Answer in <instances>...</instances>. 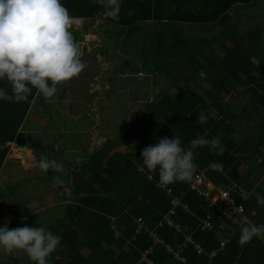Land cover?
<instances>
[{
    "label": "trees",
    "instance_id": "1",
    "mask_svg": "<svg viewBox=\"0 0 264 264\" xmlns=\"http://www.w3.org/2000/svg\"><path fill=\"white\" fill-rule=\"evenodd\" d=\"M251 1L119 0L117 16L103 20L109 27L102 30V40L110 27L115 37L111 42L139 37L135 56L141 67H129V72L158 74L167 78L166 87L144 103L130 127L119 134L118 144L137 142L132 151L105 160L114 148L107 140L75 168L65 187L67 201L72 202L51 231L60 244L48 258L50 264H147L146 259L150 264H264V240L254 237L240 245V229L248 223L233 221L244 215L250 223L264 224V206H258L257 196L251 194L264 196V176L256 187L250 182L257 179L253 175L257 157L264 170V43L252 23L246 33H239L227 13L233 5ZM60 2L71 17L91 18L82 24L85 31L104 13L105 0ZM183 25L219 29L201 43L183 31ZM215 36L216 43L210 46L207 41ZM218 50L223 51L221 57ZM0 87L11 94L6 81H0ZM35 93L33 89L20 103L0 100V167L6 144L18 141L17 130ZM237 103L246 106L240 105L237 112ZM213 110L215 118L197 124L201 111L208 115ZM197 135L218 138L223 150L193 149V177L202 174L213 186L228 190L242 206L241 214L220 215L190 189V181L162 185L157 172L144 168L140 156L144 147L176 136L182 147H188ZM241 164L246 167L243 174L238 172ZM138 219L142 227L136 231ZM12 260L18 264L17 258Z\"/></svg>",
    "mask_w": 264,
    "mask_h": 264
},
{
    "label": "rangeland",
    "instance_id": "2",
    "mask_svg": "<svg viewBox=\"0 0 264 264\" xmlns=\"http://www.w3.org/2000/svg\"><path fill=\"white\" fill-rule=\"evenodd\" d=\"M240 11L241 14L239 18L235 19L238 32L242 34L246 33V30L252 23L251 26L253 28L259 29L261 33V44H263L264 0H252L249 4L234 6L230 13L232 17H234L233 14L240 13ZM241 15H244L246 18H252L253 20L248 22L246 18ZM99 22L101 23H99L101 30L109 27L103 21L99 20ZM185 27L187 28V26ZM218 29V26L215 25V27H205L203 31L188 28L186 32L195 41H201L202 43L206 38H212L211 33H216ZM112 30L113 28L110 27L108 29L110 33H105L107 38L101 41L105 42L107 56L110 61L116 67L123 69L118 71L115 87L112 93L106 98L108 100L107 104H101L102 106H100V104L97 103L95 108L92 109L95 100L92 99L97 95L98 89L97 87L91 88V93L88 90L90 86L97 85L99 82L97 77H100L101 73L96 74V71L98 69L97 66L104 65L102 64L101 55L104 51L102 49L105 48V46H103V44L100 46L96 44V46H94L93 43H86L83 48H79L81 62L85 65L84 69L76 77L58 84L56 93L52 97L46 98L48 103L63 101L55 106L43 105L42 97L38 95L35 105L31 106L28 111L29 114L27 113L28 115L25 116L22 122L18 139H21L24 143L33 141L37 145L36 147H31L34 157L33 168L31 167L26 172L20 171L18 167L17 169L11 168L13 166V160L10 159H15V157L20 159V156L17 155V150L13 151L10 149L11 146L8 147L5 161H10H7L0 171V188L2 189L0 204H5L6 206L7 203V209L11 213L6 210L4 211L7 214L21 216L35 209V206L39 205V207L43 208L46 204L51 202L54 203L53 208H47L43 212L40 211L37 215H29L26 221L18 222L19 227L25 225L28 227H33V225H36V227L44 225L47 229H54L57 227L55 223L57 219L65 217L67 205L64 202H72L67 201L69 191L65 188L67 185H70L69 183L73 177L70 168L72 169L77 165L75 162L76 158L82 159L85 155L82 148H87L89 142L85 130L92 125L94 119L96 120L95 114L99 116V120L101 121L99 127L104 128L105 126L106 130L102 134L107 137L109 144L111 143V145L113 144L114 147H116L118 146L119 134L125 131L127 127H130L134 117L138 114L139 108L144 106V103L150 101L157 93L166 87L164 82H167V78H162L158 74H147L144 72L131 74L127 68L124 69V63L126 62L129 64V67H141L139 58L135 56L137 54L136 42L139 37L130 42L113 40L114 44H111L109 40L115 38ZM70 31L72 32L76 44L77 41H82L79 39L82 38V33L85 29L74 30L72 27ZM97 34L102 38V33L100 31H98ZM85 39H87L88 42L91 41L87 35H85ZM216 39L217 36L210 42H207L210 46H213L216 43ZM99 43L101 44V42ZM225 43L227 44V42ZM206 45L208 46V44ZM87 48L90 49L89 52ZM117 51H120L121 54ZM221 55H223V51L218 50L217 56L221 57ZM178 62L181 63V60ZM146 63L148 64L147 61ZM148 66L149 64L147 67ZM105 73L109 74V70ZM153 81L155 84L152 83ZM89 83H91L90 86ZM107 87L108 85L105 86V88ZM189 87L190 89L194 88L193 85ZM173 90L176 91L175 89ZM195 91L198 90L195 89ZM243 103V106L238 103L234 106L237 112L240 111L241 106L242 108L246 106V104ZM59 111L64 112V114ZM67 114L70 116L68 117ZM64 117L66 119H64ZM250 124H252L251 120L249 126ZM81 130L84 132L76 133V131ZM51 131H56V133H51ZM44 144H47L44 147L45 150L41 148ZM47 147L52 148V150H47ZM57 149L61 150L62 153L58 155L57 152H55ZM93 151L94 150L90 152L86 151L87 159ZM21 158L24 159V156ZM41 158H46L50 161L55 160L56 164L61 166L60 169L57 171L55 168H49L46 172L40 170L37 162ZM261 160V157H257V164L253 172V175L257 177V179L250 180L254 186L258 185V179L262 177V174L264 175V170L260 164ZM31 164L32 163H30V165ZM21 166L23 167L24 165ZM26 167H28V165L24 168ZM245 171V165L241 164L238 168V172L243 174ZM78 173L79 171L75 173V175ZM21 182H23V186L18 187L17 185ZM254 193V191L251 192L253 195ZM5 216V213H3L1 217L4 219ZM12 257L18 259V264L33 263L29 260L26 253L21 250H14L8 253L0 249V263L7 261L12 264Z\"/></svg>",
    "mask_w": 264,
    "mask_h": 264
},
{
    "label": "clouds",
    "instance_id": "3",
    "mask_svg": "<svg viewBox=\"0 0 264 264\" xmlns=\"http://www.w3.org/2000/svg\"><path fill=\"white\" fill-rule=\"evenodd\" d=\"M118 11L119 0H105V15L116 17ZM73 19L60 0H0V81H6L11 87V94L0 87V100L24 102L33 89L36 94L50 98L58 84L81 73L85 65L70 31L73 26L77 28ZM88 32L91 33H85L80 39L82 42H88L85 35L94 36L92 31ZM210 117L215 118L214 110L208 115L201 111L196 122L203 125ZM205 146L210 151L223 150L216 137L208 139L197 135L188 147L181 146L178 136L162 137L157 143L144 147L140 156L144 168L157 172L158 183L170 185L191 181L196 170L193 149ZM37 163L45 172L49 168L58 171L61 167L55 160L46 158ZM256 203L264 206V196L257 194ZM254 237L264 240V224L242 226L238 242L245 245ZM59 244L60 237L44 225L0 226V249L8 253L21 250L33 264H50L48 258Z\"/></svg>",
    "mask_w": 264,
    "mask_h": 264
},
{
    "label": "crops",
    "instance_id": "4",
    "mask_svg": "<svg viewBox=\"0 0 264 264\" xmlns=\"http://www.w3.org/2000/svg\"><path fill=\"white\" fill-rule=\"evenodd\" d=\"M239 5H241V4H235V5H233L232 7H230L229 9H228V11H227V13H229V15H231V17H232V14L230 13V11L233 9V7L234 6H239ZM234 12V11H233ZM241 14V11H240V13H234L233 15H234V17H232L231 18V21L236 25V23H235V19L236 18H239V15ZM241 16H243L244 18H246L244 15H241ZM106 17H109V16H107V15H105V12L102 14V16H100L99 18H96V19H94L93 20V25L92 26H90V27H88V28H86V32L85 33H91V32H88V30H93V29H95L97 26H98V24L100 23L99 22V20L100 21H103ZM91 19V18H90ZM90 19H83L82 20V18H74L73 19V23L77 26V28H81L82 26V24H84V20H86V22L87 21H89ZM246 19H248V18H246ZM75 20H78L80 23H77ZM182 27V26H181ZM184 30L183 31H187V29L188 28H193V29H198V30H201L202 28L201 27H199L198 25H192V26H189V25H187V28L183 25V27H182ZM73 29L75 30V28H74V26H73ZM187 33V32H186ZM188 34V33H187ZM93 35L94 36H96V37H100V35H98V34H94L93 33ZM87 42V41H86ZM84 44H86V43H84ZM87 44H91V43H89V42H87ZM94 44V46H96V43H93ZM77 45H80V47H82L83 48V44H82V42L80 43V41H77ZM88 49V52L90 51V49L89 48H87ZM91 85V83H89V86ZM58 87V86H57ZM98 89V88H97ZM38 95L39 94H36L35 93V95H34V97L30 100V102H29V106H28V110H27V112H26V114H25V116L26 115H28L29 113H28V111H29V109L31 108V106H33V105H35V103H36V101H37V99H38ZM41 99H42V104L43 105H47V101H46V98H44L42 95H41ZM63 100H61V102H62ZM53 102H50L49 104H52ZM28 113V114H27ZM25 116H24V118H25ZM79 117V116H78ZM24 120V119H23ZM23 122V121H22ZM101 122V121H100ZM21 125H22V123H21ZM21 125H20V127H21ZM20 127H19V129L17 130V133H16V135H19V133H20ZM99 127V125L98 124H95V123H93L92 122V125L91 126H89L86 130H88V129H90V130H92V129H96L95 130V133H93V132H91V134H89L88 135V139H89V142H88V146H87V148H82V150H83V152L85 153V155H84V157L82 158L83 160H84V158L86 157V151L88 152H90V151H92V150H95L96 148H100L104 143H106V141L108 140L107 139V137L106 136H104L102 133L106 130L105 129V126H104V128H98ZM128 128V127H127ZM126 128V129H127ZM85 130V131H86ZM56 133V131H51V133ZM80 132H84V131H76V133L78 134V133H80ZM96 135H98L97 136V138H96ZM15 143H17V141L16 140H14L13 142H9V143H7L6 145H7V147H9V146H11V150H17V151H19L20 149H17V147H15ZM21 152H26V153H23L25 156H24V159L23 158H21L20 157V159L18 158V157H15V159H10V160H13L12 162H13V166L11 167V168H13V169H17V167L19 168V170L20 171H24V172H26L28 169H30L31 167L33 168V166H34V163H33V159H34V157H33V151H30L29 149H25V150H20ZM62 153V152H61ZM28 155V156H27ZM5 158H6V156H5ZM5 158H4V160H3V163H2V165H1V167H0V171L2 170L1 168H2V166H5V164L7 163V161H10V160H7V161H5ZM18 159V160H17ZM82 159H78V158H76L75 159V162L77 163V165L76 166H74L72 169L70 168V170H71V172H72V174L74 173V171H77L75 168L77 167H79L80 165H81V162H82ZM5 161V162H4ZM30 163H32L31 165H30ZM21 165H24L23 167L21 166ZM26 165H28V167H26V168H24ZM30 165V166H29ZM263 174H262V177L261 178H259L258 180H261L262 178H263ZM13 178V177H12ZM18 187H22L23 186V182H21L19 185H17ZM257 185H255V187H256ZM67 189V188H66ZM64 190V189H63ZM68 191H69V189H68ZM255 193H254V195L255 196H257V192L256 191H254ZM0 201H1V198H2V189L0 188ZM68 198H69V196H67ZM65 204H67V202H64ZM22 204H24V203H22ZM36 208L35 209H33V210H31L30 212H28V213H26V214H24V215H21V216H14V215H12V214H7L4 210H6V211H8V209H7V203H6V206H5V204H0V208L2 209V211H3V213H5V218L3 219V218H0V224L1 225H3V224H5V223H13V227L12 228H17V227H19V225H18V222H24V221H26L27 220V216H29V215H33V214H35V215H37V213H39L40 211H44L45 209H47V208H53L54 207V203H49V204H46L43 208L42 207H39V205L38 206H35ZM9 212V211H8ZM9 213H11V212H9ZM264 217V211H262L261 212V218H263ZM62 218V217H61ZM61 218H59V220L61 219ZM261 218H259V219H261ZM58 220V219H57ZM234 222H237V223H240V222H247V223H250L251 221L246 217V216H244V215H240L239 216V218L238 219H234L233 220ZM260 222V221H259ZM56 223V222H55ZM256 223H258V221H256ZM0 225V226H1ZM34 226H36V225H33V227ZM50 231H52V230H54V229H51V228H48Z\"/></svg>",
    "mask_w": 264,
    "mask_h": 264
},
{
    "label": "flooded vegetation",
    "instance_id": "5",
    "mask_svg": "<svg viewBox=\"0 0 264 264\" xmlns=\"http://www.w3.org/2000/svg\"><path fill=\"white\" fill-rule=\"evenodd\" d=\"M101 24V23H100ZM99 24V25H100ZM99 25H98V27H96L95 29H93V30H90V31H92L94 34H97L98 33V31H100V32H102V30L99 28ZM77 29H80V28H76L75 30H77ZM98 30V31H97ZM84 36V34H82V37ZM98 38H101V37H98ZM82 39V38H81ZM106 38H103V41L105 40ZM102 39H100V41H89V43H96L97 44V46H100V45H102L103 44V46H105V52L101 55L102 56V64H104L103 66H97V71H96V74H98V73H101L100 74V77L98 76L97 77V80L99 81L98 82V84L96 85H94V86H90L89 87V92L91 93V88H95V87H97L98 88V91H97V95L92 99V100H94V106H93V108L92 109H94L95 108V105L97 104V103H99L100 104V106H102L101 104H107V97H108V95L110 94V93H112V91H113V89H114V87H115V80H116V78L118 77V71H121L123 68H119V67H116L111 61H110V59L108 58V56H107V48H106V45H105V42H102L101 41ZM82 41H80V43H81ZM99 42H101V44L99 43ZM111 42V41H110ZM84 43H87V42H84ZM84 43H82L83 44V46L85 45ZM111 44H114V42H111ZM79 48H82V47H80V45H79ZM114 51V50H113ZM118 53H120V51H117ZM121 54V53H120ZM124 69L125 68H127V69H129V64L126 62V63H124ZM107 70H109V74H107V73H105ZM132 74V73H131ZM117 76V77H116ZM108 85V87L107 88H105V86H107ZM100 94H99V93ZM93 93V92H92ZM55 103H52V104H49V103H47V105H50V106H55V105H57V104H59V103H61L60 101L58 102V101H54ZM90 102V101H89ZM88 102V103H89ZM113 102V101H112ZM60 112V111H59ZM60 113H62V114H64V112H60ZM68 115V117L70 116L69 114H67ZM95 117H96V120L94 119L93 120V123H95V124H98L99 126H100V124H101V122H100V120H99V116H97L96 114L94 115ZM64 119H66L65 117H64ZM98 128H100V127H98ZM95 130L96 129H92V130H90V129H88V130H86V133H87V136L89 135V134H91V132H93V133H95ZM33 133V132H32ZM97 136L98 135H96V138H97ZM29 141H31V140H29ZM127 143H129V142H127ZM123 144H125V143H123ZM19 145H24L27 149H29L30 151H32V149H31V147L32 146H37L33 141H31L30 143H24L21 139H18V141H17V143H15V147H18ZM47 144H44V145H42L41 146V148L42 149H44V147L46 146ZM118 145H120V144H118ZM45 150V149H44ZM47 150H52V148H49V147H47ZM133 150V147H132V149H131V151ZM55 152H57V154L59 155V153H61L62 151L61 150H59V149H57Z\"/></svg>",
    "mask_w": 264,
    "mask_h": 264
},
{
    "label": "built area",
    "instance_id": "6",
    "mask_svg": "<svg viewBox=\"0 0 264 264\" xmlns=\"http://www.w3.org/2000/svg\"><path fill=\"white\" fill-rule=\"evenodd\" d=\"M190 189L194 190L196 193L202 195L209 203V206H213L216 211L227 218H231V215L241 214L242 206L230 196V193L226 189H221L213 186L209 181H207L202 174L195 175L190 181ZM172 205H175L177 201H172ZM172 213V210L169 211ZM137 230L139 231L142 227L140 219L137 220ZM169 224V222H167ZM203 226H207V223L204 222ZM223 242L220 246L222 247ZM147 264H150V261L146 259Z\"/></svg>",
    "mask_w": 264,
    "mask_h": 264
},
{
    "label": "water",
    "instance_id": "7",
    "mask_svg": "<svg viewBox=\"0 0 264 264\" xmlns=\"http://www.w3.org/2000/svg\"><path fill=\"white\" fill-rule=\"evenodd\" d=\"M91 39V41H100V38L98 37H95V36H90L89 37ZM84 43V42H82ZM9 143V142H8ZM137 144V142H129V143H125V144H120L114 148H112L106 155V158L105 160L110 157V156H113L115 153H123L125 154L126 152H130L132 147H134L135 145ZM17 149H20V150H25L26 147L24 145H19L17 147ZM104 160V161H105Z\"/></svg>",
    "mask_w": 264,
    "mask_h": 264
},
{
    "label": "bare ground",
    "instance_id": "8",
    "mask_svg": "<svg viewBox=\"0 0 264 264\" xmlns=\"http://www.w3.org/2000/svg\"><path fill=\"white\" fill-rule=\"evenodd\" d=\"M78 23H80V22H78ZM14 151V150H13ZM23 153H26V152H21L20 150L19 151H17V155H19L20 157H23V156H25ZM16 155V156H17ZM28 156V155H27Z\"/></svg>",
    "mask_w": 264,
    "mask_h": 264
}]
</instances>
